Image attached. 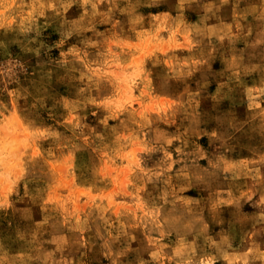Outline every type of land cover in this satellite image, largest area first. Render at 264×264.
Instances as JSON below:
<instances>
[{"label": "rangeland", "instance_id": "374dc122", "mask_svg": "<svg viewBox=\"0 0 264 264\" xmlns=\"http://www.w3.org/2000/svg\"><path fill=\"white\" fill-rule=\"evenodd\" d=\"M0 264H264V0H0Z\"/></svg>", "mask_w": 264, "mask_h": 264}]
</instances>
